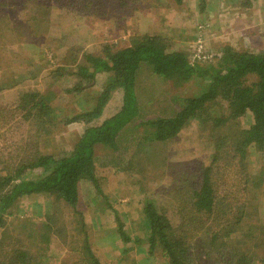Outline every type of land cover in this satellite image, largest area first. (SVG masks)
<instances>
[{
	"label": "trees",
	"instance_id": "obj_1",
	"mask_svg": "<svg viewBox=\"0 0 264 264\" xmlns=\"http://www.w3.org/2000/svg\"><path fill=\"white\" fill-rule=\"evenodd\" d=\"M142 1L0 0V37L7 36L14 26L18 35H23L26 28L30 38L37 37L47 31L56 6L74 19L95 22L116 12H133ZM171 1L182 5L187 0ZM234 1L250 6L254 0ZM205 3L199 0L201 11L206 9ZM13 10H17L16 17L23 15V23H12ZM171 42L161 32L135 33L126 42L105 41L97 51H86L77 41L63 52L51 70L50 82L70 76L74 82L63 91L75 95L78 101L86 102L87 89L94 87L98 76L107 74L89 109L64 116V125L83 124L78 140L64 151L48 153L42 142L45 136H53L61 118L54 104L59 95L57 88L61 89L58 85L27 89L11 107L0 106L2 125L16 118L9 126L11 134L0 143V264H52V238L57 236L67 245L77 232L85 236L75 248L80 252L75 264H101L83 221V230L79 231L78 223L84 219L77 210L80 182L89 181L96 195L113 209L101 187L97 160L132 174L130 163H122L124 152L133 147L128 159L138 160L142 148L172 141L192 122H197L201 130L208 128L211 159L198 169L180 171L174 179L172 166H167L165 180H170L162 191L170 197L163 198L166 204L158 198L143 197V237L135 242L146 244L151 255L160 249L165 264H264V223L254 221L262 205L264 162L256 171L249 167L250 150H264V50L226 44L210 59L192 60L189 53ZM146 66L152 75L173 80L180 87L200 79V89L192 95L175 96L173 100L180 107L171 115L162 111L147 113L137 90ZM15 84L14 77L5 82L0 79V92ZM117 90L122 92L120 107L105 115V107ZM243 116L250 118L247 127L239 124ZM97 147L103 149L102 156H98ZM105 155H111L109 163ZM137 163L140 170L134 169L138 177L134 176L132 185L143 192L148 183L161 182L162 178L148 173L142 159ZM226 174L231 176L226 178ZM37 195L53 198L52 209L45 213L46 223L23 225L25 242L8 232L7 216L13 214L19 199ZM57 203L70 206L79 215L66 220L58 215ZM116 216L119 237L126 243L132 237Z\"/></svg>",
	"mask_w": 264,
	"mask_h": 264
},
{
	"label": "rangeland",
	"instance_id": "obj_2",
	"mask_svg": "<svg viewBox=\"0 0 264 264\" xmlns=\"http://www.w3.org/2000/svg\"><path fill=\"white\" fill-rule=\"evenodd\" d=\"M142 2L137 4V9L133 12L128 10L116 12L104 20L95 19V22L84 18L74 19L75 16L67 14L65 10L56 6L47 31L40 32L37 37L30 38L26 34V28L23 35H18L17 26H14L7 36L0 37V79L5 82L14 77L17 81V84L0 92V106L11 107L17 102L20 93L27 89L44 90L48 87L54 88L56 85L61 88L60 90L57 88L59 95L54 101L61 118L53 136L51 138L45 136L42 139L46 152L58 153L75 144L83 124L72 122L64 125V116L89 109L95 102L93 96L101 90L104 79L107 77V74L98 76L94 87L87 89L84 103L78 101L75 95L63 91L74 82V79L69 80L70 76L63 77L54 83L50 82L53 75L51 70L60 62L63 52L77 41H81L86 51H97L105 41L126 42L130 35L135 33L161 32L172 40L171 43L175 48L185 50L190 54V58L195 60L193 45L196 34L201 33L205 48L213 53L229 43L239 48L264 50V0H254L250 6H240L239 2L235 3L234 0H206V9L203 11L200 10L199 0H187L182 5H176L171 0H143ZM16 15L17 10H13L10 18L11 20L13 18L15 22L12 20V23H23V15L19 18ZM31 41L37 43L41 50L33 46ZM174 82L157 78L149 72L148 66L144 67L137 85L143 109L147 113L162 111L171 115L180 107V103L173 100L174 97L192 95L200 89L199 83H202L198 79L180 87ZM121 100L122 92L115 91L105 107V115L118 110ZM15 119H12L10 124H13ZM10 124L0 123V143L3 142L1 139L11 134ZM239 124L247 127L250 124V118L241 117ZM218 131L221 132L222 129ZM209 140L208 128L201 130L197 122H192L172 141L141 147L138 160L142 159L145 169L152 177L162 178L161 182L148 183V187L143 192L138 185H132L134 176L138 177L137 170L134 169L140 170L137 159L131 161L128 159L133 147L122 152V163L125 165L130 163L133 168L131 172L134 175L119 170L114 165H104L105 161L102 159L97 160L96 170L100 175L101 187L108 193V200L113 209L105 205L103 199L96 195L91 183L84 180L79 186L81 195L77 210L84 218L78 223L79 231L83 230L81 229L83 221L91 248L101 264H165L160 249L151 255L147 252L146 244L135 242L136 239L143 237L141 201L143 197L150 196L163 200L166 204L167 201L163 198L169 199L170 196L162 190L170 180V178L165 180L168 175L167 166H172L173 173L171 172L172 176H170L174 179L176 174L183 171L198 169L200 164L207 165L213 153ZM97 150L98 156H102L103 149L97 147ZM105 158L108 159V163L112 159L111 155L109 157L105 155ZM249 162L251 171H256L264 162V150H250ZM229 176L231 174H226V178ZM261 200L259 215L255 220L253 219L258 223H264V192L261 194ZM52 202L53 198L42 195L19 199L13 214L7 216V228L12 231L8 232L21 236L26 242V237L23 236L26 235V227L23 225L26 222L34 223V226L46 223L45 213L52 209ZM57 206L58 215H62L68 221L79 215L70 206L65 207L61 203H57ZM116 215H119L124 223V229L132 237L126 243L119 237ZM2 232L3 228L0 229V239ZM84 236L85 233L77 232L76 236L69 239L67 245L57 236L53 237L50 243L49 262L75 264L80 258V252L75 248L81 245L80 240Z\"/></svg>",
	"mask_w": 264,
	"mask_h": 264
},
{
	"label": "built area",
	"instance_id": "obj_3",
	"mask_svg": "<svg viewBox=\"0 0 264 264\" xmlns=\"http://www.w3.org/2000/svg\"><path fill=\"white\" fill-rule=\"evenodd\" d=\"M194 42L195 43L193 45L194 48L193 57L195 58V60H206L215 56L216 54L215 52L214 53L210 52L205 48V43L203 41V36L201 33L197 35Z\"/></svg>",
	"mask_w": 264,
	"mask_h": 264
},
{
	"label": "crops",
	"instance_id": "obj_4",
	"mask_svg": "<svg viewBox=\"0 0 264 264\" xmlns=\"http://www.w3.org/2000/svg\"><path fill=\"white\" fill-rule=\"evenodd\" d=\"M229 44H232V43H229ZM108 194V193H107Z\"/></svg>",
	"mask_w": 264,
	"mask_h": 264
}]
</instances>
